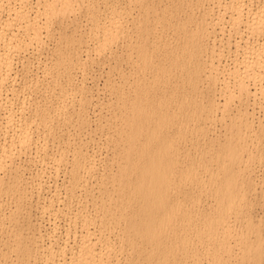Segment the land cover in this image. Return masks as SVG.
<instances>
[{
  "label": "bare ground",
  "instance_id": "1",
  "mask_svg": "<svg viewBox=\"0 0 264 264\" xmlns=\"http://www.w3.org/2000/svg\"><path fill=\"white\" fill-rule=\"evenodd\" d=\"M19 1L17 5L16 0H0L1 84L11 79L12 53L14 56L25 55L30 45H36L38 52L35 56L41 55L44 30H50L52 25H60L76 15L84 2L37 0V4H44L42 7L36 5V10V7L23 3L24 0L22 3ZM149 1L128 0L131 4L128 7H140L139 16L144 18L134 21L137 26L135 40H131L129 32L123 30L126 26L121 20L123 12L114 10L104 19L102 31L95 33L97 50H112L120 39L127 40L126 63L130 66L129 73L121 74L120 82L105 85L114 95L110 100L112 110L106 116L109 132L105 142L112 154L109 173H105L98 194L89 183L98 160L96 149L89 145L92 137L71 144L67 151L71 158L68 156L70 159L66 161V165L70 164L66 167V197L72 198L70 200L77 196L91 197L88 202L92 203L96 222L108 225L103 231L112 233L116 229L114 225H119L120 230L115 239L111 236L102 238L85 225L81 237H74L73 244L68 245V240L64 239L59 245L56 224L46 234L50 241L46 250L50 253L51 262L264 264V225L250 221L242 231L232 235L229 221L232 213L250 206L247 204L249 197L256 192L250 163L261 157L254 141L264 139V122L260 121L257 130L250 118L253 113L245 106L251 96L255 98L254 104L264 99V45H258L259 39L264 37V6H257L254 10L248 6L250 11H246L248 4L245 0H231V5H220L224 7V13L220 12L211 22L206 18L208 14L194 20L195 27L191 25L193 19L182 21L176 27L180 37L174 45L169 39L167 44L157 41L160 36L153 32L155 25L169 21L170 16H161L159 7L149 5ZM91 9L87 7V11ZM229 11L227 18L225 12ZM128 13L132 15L130 11ZM225 22L238 33V39L227 51L232 53L228 54L227 65L223 62L224 52H218L217 57L209 61L204 57L209 39L217 26ZM242 26L249 31L253 46L249 44L250 39L243 37ZM76 42L74 37H67L66 49L55 50L53 54L58 68L63 69L69 63L71 68L64 73L72 85L70 88L60 87L59 93L54 94L56 103L38 106L34 112L43 123L46 122V142L48 137L55 136L51 132L53 125L67 126L71 122L69 106L79 98H68V101L67 95L80 89L83 97L79 102L84 103L90 92L83 80L74 83L70 73L72 68L84 67ZM226 43L231 44L229 37ZM53 80L58 81L56 78ZM220 80L225 82V87L232 80L233 90L235 88L234 91L229 89L221 106L216 97L206 98L200 88L204 81L215 86ZM39 84L40 81H36L33 86L37 88ZM252 85L254 92L250 89ZM235 104L238 105V113L228 118L227 125L230 126L226 129L225 140L217 141L211 135L208 119H218L220 110L224 119ZM0 111H6L5 121L1 119L4 123L0 124V138L8 134L12 138L11 144L5 142L10 146L0 141V168L8 170L9 180H1V185L18 193V200H22L29 196L28 189L22 168L11 160L15 154L30 152L32 137L16 128L18 117L15 119L12 99L1 94ZM78 117L83 128L90 126L91 121L82 111ZM24 121L29 125L32 120L25 117ZM85 173L89 178H85ZM48 185L47 182L46 191ZM60 186H48L56 190L55 197L46 204V211L62 201L60 196L64 195L59 193ZM37 190H45V185L39 182ZM201 195L211 199L213 205L209 204L204 209L193 206ZM16 208L13 211L15 217L22 211V207ZM209 235L211 239L208 240ZM43 237L40 236L41 239ZM37 238L34 235L23 244L15 243L14 251H28L30 259L33 252L42 248ZM235 249L238 253H233ZM33 262L35 264L36 259Z\"/></svg>",
  "mask_w": 264,
  "mask_h": 264
},
{
  "label": "rangeland",
  "instance_id": "2",
  "mask_svg": "<svg viewBox=\"0 0 264 264\" xmlns=\"http://www.w3.org/2000/svg\"><path fill=\"white\" fill-rule=\"evenodd\" d=\"M18 1L16 0L17 5H19ZM37 2L39 1H23V3H27V5H32L33 7H36V5L42 7L44 4H37ZM245 2L248 4L246 11H250L249 8L254 10L257 6H264V0H245ZM148 3L149 5L158 6L161 16L163 14L167 15V17L170 16L169 21L155 25L153 32L160 36L157 41L167 44L169 39L175 45L178 43L177 41L180 37L179 33L176 32V27L180 22L185 20L192 21L193 19L191 25L195 27L194 20H199L204 14H208L206 18L208 22H211L212 19H217L220 12L221 14L224 13V7H220V5H231V0H150ZM129 5L131 4L128 0H84L82 10L78 11L76 15H72L71 18L64 20L60 25H58L59 23L52 25L50 30H44L42 39L45 42L43 45L44 49L40 48L42 50H40L42 52L40 53L41 55L35 56L36 52H38L36 45H30L25 55L14 56L12 53L11 58H14V60H12L10 67L11 79L5 84H1L0 82V94L4 98L8 97L12 99L14 114H16L14 115L15 119L18 117L15 121L16 126H18L16 128L20 133L32 137V145L30 152L19 153L20 155L15 154L11 160L12 163L22 168L21 172L23 173L25 186L28 189V197L18 200V193L8 190L6 185H1V180H5L6 182L9 180L8 170L0 168V264H13V262H15L14 264H34V259H36L35 264H52L50 253L46 250V247L50 244L46 234L48 235L56 224L58 226V237L60 238L58 241L59 245L63 244L64 239L68 240V245H71L74 237H77L75 239H79L85 230V225H88L92 232L102 238L103 236H111L115 239V234L120 230L119 225H114L113 228L116 229L112 233L103 231V229H107L108 225L100 224L98 220L96 222V214L91 208L92 203L88 202L91 197L85 198L84 196H80V198L77 196L73 200L66 197L65 194L68 193L65 188L68 177L66 169L70 165H66V161L68 156L71 158V154L67 152L71 144L80 143L92 137L89 145L91 149H96V159L98 160L95 163L97 167L94 173H91L93 175L91 178H89L88 173H85L84 176L85 178H89L90 186H93L94 192L98 194L100 184L102 180H105V173H109L108 166L111 164L109 159L112 154L106 148L105 142L107 133L109 132L106 126V116L112 110V108L110 109V100L114 98V95L111 94V91L105 85L109 82H120L121 74L129 73L130 66L126 63L127 49L125 43L127 40L120 39L113 45L112 50H97L98 39L95 33L98 30L102 31L104 19L114 10L119 13L123 12L121 20L123 24H126L123 30L129 32L131 40H135L137 26L134 24V21L138 18H144L141 15L139 16L140 7L130 8L128 7ZM87 7H92L93 9L87 11ZM34 9L37 10V7ZM129 11L132 15L128 13ZM225 14L228 18L230 11L229 13L225 12ZM241 30L243 31V37L250 39L249 44H254L252 38L249 37L247 28L242 26ZM69 36L77 40V49L82 56V64H84L82 68L71 69L70 73L73 76V82L78 84L83 80L88 88H90V92L87 93L88 98L84 103L79 102V99L83 97L80 89L68 94L70 96L67 95L66 100L68 98L71 100L74 97L79 98L77 102L69 106L71 122L67 126L53 125L51 132L55 133V136L48 137L47 143L46 122L43 123L34 112L38 106L46 107L47 104L52 105L56 103L57 99L55 95L59 93L60 87L70 88L72 85V82L67 78V74L64 73V71L71 68L69 63L63 69H60L53 56L55 50L64 51L66 49L64 43ZM228 37L231 44L226 43ZM79 39L80 42H78ZM236 39H238V33L231 27L230 23L225 22L218 25L213 37L208 41V51L204 55L205 60L209 61L212 58H216L218 52H224L222 54L224 56L223 62L224 65H227L229 60L228 54L232 55L231 52L227 51H229V46ZM258 45H264V37L259 39ZM53 78H56L58 81L55 82ZM222 80L217 81L215 86L210 84L209 81H204L200 84L201 91L204 90L203 93L206 95V98L216 97L217 101H220V106L223 105L224 98L229 94V89L232 88V90L230 89L231 91L235 90V88L233 90L234 86L231 85H234L232 80L227 84L231 87L227 85L225 87V82ZM36 81H40L37 88L33 86V83ZM224 87L228 89H222ZM250 87L251 91L254 92L253 85ZM206 98L205 101H207ZM249 99L248 102L246 100V104H249L245 108L247 107L253 113L250 115V118L253 121L254 127L258 130L260 121L264 122V109L262 108L264 107V99H261L263 102L260 99L257 100L258 104L257 102L254 104L255 98L253 96ZM237 106L235 104L231 111L225 114L227 115L225 117L227 119H222L221 110L217 113L218 119H208V127L212 129L211 135L217 141L225 140L226 129L230 126L227 125L228 118L238 113ZM23 110L25 113H23ZM80 111L91 121L90 126H86L85 128L81 126V121L78 117ZM4 113L6 114V111H0V124L5 121L6 115ZM25 117L32 120L29 125L25 124ZM2 118L4 121H1ZM2 136L0 138L1 142L4 141L3 143L6 144L5 142L7 141L11 144V134L6 135V137H4L5 135ZM8 143L6 145L10 146ZM46 143L48 144V158L44 153ZM254 143L261 151V157L250 163V170L256 182V192L253 196L249 197L247 204L250 203V206H247L241 212L231 214L229 221L232 225V235H236L242 231L250 221L260 226L264 225V139H259L258 141H254ZM252 149L255 150L253 147ZM60 156L61 159H59ZM39 182L45 185V190H37ZM47 182L48 186L61 185L58 188L59 193L61 192L60 194L66 198L65 201L64 196H60L62 201L56 202L54 206L50 207L49 211L45 209L46 204L50 199L55 197L53 194H55L54 190L56 189L54 187L50 189L47 186L46 191ZM78 194H81V191ZM209 204L213 205L212 200L201 195L193 206L204 209ZM18 206L22 207V211L20 215L18 214L19 216L16 215L15 217L13 211ZM34 235L38 237V245L42 248L39 251L33 252L30 259L28 251H14L15 243L23 244L27 241V238H33ZM41 235H44L43 239L40 238ZM209 239H211L210 235ZM213 239L215 238L213 237ZM55 247L58 246L55 245ZM233 253H238V250L235 249Z\"/></svg>",
  "mask_w": 264,
  "mask_h": 264
}]
</instances>
